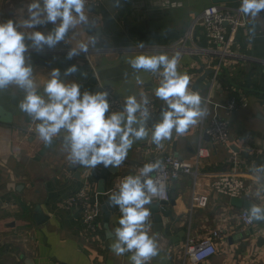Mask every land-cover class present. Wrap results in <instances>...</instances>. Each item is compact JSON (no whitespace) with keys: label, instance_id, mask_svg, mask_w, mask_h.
Listing matches in <instances>:
<instances>
[{"label":"crops","instance_id":"0c3cea01","mask_svg":"<svg viewBox=\"0 0 264 264\" xmlns=\"http://www.w3.org/2000/svg\"><path fill=\"white\" fill-rule=\"evenodd\" d=\"M23 3L24 0H0V20L15 19ZM213 3L121 0V7L114 8L112 0H97L93 15L103 30L106 47L100 53H90L88 59L81 56L69 62L63 60L66 49L34 54L37 82L51 67L79 62L86 72L79 81L85 90L109 88L122 101L130 94L138 98L147 95L158 110L163 101L153 95L152 89L157 86L153 74L140 73L144 83L137 84V74L125 63L124 53L139 51L138 43L145 44V51L177 52L179 39ZM216 3L235 11L240 0ZM243 19L245 25L228 49L237 58L225 63L219 76L220 88L208 107L203 126L215 115L228 121L231 150L240 160V175L249 182L253 175L250 169L262 164L257 152H264V10L255 21L244 16ZM191 39L180 52L178 65V71L190 75V88L208 70V63L218 61L220 51L200 25L192 28ZM54 55L59 59L53 61ZM210 77L197 89L202 98L207 94ZM22 99L23 92L15 86L0 92V105L12 115L10 124L0 123V264H130V255L117 256L109 248L114 229L119 226L120 212L118 207L109 206L108 192L118 187L121 179L136 174L149 158L171 154L184 160L192 157L199 146L210 151L200 171L215 174L231 168L230 151L210 143L200 130L201 120L182 136L173 133L172 139L162 141L161 146L153 144L150 137L136 141L119 169L113 168L114 173L72 165L60 139L45 146L36 131L26 133V128H36L38 122L19 109ZM230 99L243 107L225 117L222 107ZM84 185H89L91 201L97 207L95 232L84 227L77 210L63 207L65 198ZM195 195L204 197L203 207L192 205ZM230 200L215 193L207 177L203 176L197 185L190 176L173 181L167 205L160 206L165 215L159 213L155 220L152 214L146 222V230L156 236L159 248L158 256L147 264H188L183 255L187 239L199 242L214 230L221 232V238L215 241L216 254L201 264H264V222L243 227L238 220L241 209L231 206ZM158 205L159 202H152L146 207Z\"/></svg>","mask_w":264,"mask_h":264},{"label":"clouds","instance_id":"9594fccd","mask_svg":"<svg viewBox=\"0 0 264 264\" xmlns=\"http://www.w3.org/2000/svg\"><path fill=\"white\" fill-rule=\"evenodd\" d=\"M112 6L120 8L121 0H112ZM262 10L264 0H240L237 12L255 21ZM93 12L92 0H24L15 19L0 20V92L10 86L23 92L19 109L38 122L35 131L45 146H52L57 139L62 141L72 165L119 169L136 141L150 137L153 144L161 146L162 141L172 139L173 133L182 136L197 125L208 115V109L199 92L189 87L190 75L178 71L181 54L145 51L144 43L137 44L139 51L125 52L124 61L137 74V84L144 83L140 73L158 76L152 92L163 101L159 120L152 116L147 95H127L122 107L114 111L107 89L85 90L79 81L86 72L79 62L63 71L51 67L38 83L34 54L66 49L63 60L69 62L100 53L106 47ZM57 59L59 56L54 55L53 61ZM161 163H145L138 174L121 179L118 190L109 196V206L118 207L120 212L109 248L117 256L130 253V264H147L158 256L157 238L146 230L152 215V209L146 206L164 194V184L151 175L160 170ZM250 171L260 184L264 164ZM260 191L257 188V195ZM245 214L247 223L264 222V203H250Z\"/></svg>","mask_w":264,"mask_h":264},{"label":"built area","instance_id":"2783aa9c","mask_svg":"<svg viewBox=\"0 0 264 264\" xmlns=\"http://www.w3.org/2000/svg\"><path fill=\"white\" fill-rule=\"evenodd\" d=\"M215 3L206 7L201 15L194 20L188 31L179 39L176 44L177 52H181L185 49V44L191 39V30L194 26L200 25L207 39L214 45L220 47L218 52V61L216 63H208L206 69L213 70V74L210 77L209 88L206 96L203 98L204 105L207 107L212 105V99L220 88L219 76L225 63H228L230 58L234 57L228 49L233 45L234 38L240 28L245 25L243 15L235 11H231L227 8H223L218 5L217 0H213ZM93 5L97 4V0H92ZM213 9L215 11H213ZM88 59V56L85 57ZM240 59H242L240 57ZM227 60V61H226ZM243 60V59H242ZM264 67V63L261 64ZM154 83L158 84V76L152 75ZM110 99L113 103V110H118L123 105V101L116 96V94L109 88ZM150 100V99H149ZM150 111L152 116L157 112V104L150 100ZM243 104L234 99H230L223 107L225 117H229L235 113ZM205 117L201 120L200 130L210 140V143L214 147H223L230 151L231 157L228 162L231 164V168L228 172H219L215 174L204 173L201 170L202 163L209 157L210 151L203 146H199L192 157L188 159H179L173 155L154 156L144 161L140 167L145 163L155 162L160 160L161 168L157 172L151 174L153 178H158L165 186L163 196L154 197L152 202H168L169 201V188L173 181L178 180L181 176H190L193 178L194 184L204 176L210 179L211 189L224 197L229 199H241L247 201H254L253 203H264V174H260L262 179L260 184L252 178L247 179L240 175L239 167L240 160L237 155L231 150V136L229 131V124L225 118L213 116L207 126H203ZM27 134H34L35 127L30 126L26 128ZM257 154L262 157V164H264V152L258 151ZM97 168H101L98 166ZM200 169V170H199ZM139 171V170H138ZM138 171L136 174H138ZM257 188L261 191L257 195ZM118 190V187L113 188L108 193L111 195L113 191ZM255 198V199H254ZM204 197L201 195H195L192 197V205L194 207L204 206ZM63 207L67 210L75 209L80 214V219L84 227L89 232H95L96 230V218L97 207L91 201V189L89 185H84L76 192L68 195L63 201ZM238 220L245 228H251L253 223H247L245 209H241L238 214ZM221 238V232L218 230L212 231L205 239L199 242H194L192 239H187L183 247L184 260L188 264H201L209 260L216 254L215 241ZM126 255H131L126 253Z\"/></svg>","mask_w":264,"mask_h":264},{"label":"water","instance_id":"95a60500","mask_svg":"<svg viewBox=\"0 0 264 264\" xmlns=\"http://www.w3.org/2000/svg\"><path fill=\"white\" fill-rule=\"evenodd\" d=\"M68 66V64H62L61 65V70L63 71L64 68H66ZM83 70L85 71V68H83ZM213 74V70H207L191 87V89L196 90L198 89L199 85L208 77L211 76ZM74 78H79V76L74 77ZM161 108L157 110V112L155 113V115L153 116L155 119L159 120V112H160ZM12 122V115L11 113H9L8 111H6L1 105H0V123L2 124H10ZM56 142L54 141V144ZM53 144V145H54ZM101 169L103 170H107L111 173H114V169L113 168H108V169H104L103 166L101 167ZM102 192V191H101ZM250 201L247 200H241V199H231L230 200V204L231 206L238 208V209H246L247 207L250 206ZM167 205V202H159V205L156 207L152 208V214L155 215V220L159 219L158 214L162 213L163 215H165V211L163 209L160 208V206H165ZM259 223V222H256Z\"/></svg>","mask_w":264,"mask_h":264},{"label":"rangeland","instance_id":"374dc122","mask_svg":"<svg viewBox=\"0 0 264 264\" xmlns=\"http://www.w3.org/2000/svg\"><path fill=\"white\" fill-rule=\"evenodd\" d=\"M226 64H227V63H226ZM226 64H225V65H226ZM226 66H227V65H226Z\"/></svg>","mask_w":264,"mask_h":264}]
</instances>
